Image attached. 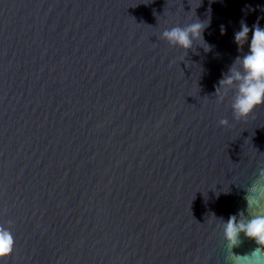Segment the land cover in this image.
<instances>
[{
  "label": "water",
  "instance_id": "water-1",
  "mask_svg": "<svg viewBox=\"0 0 264 264\" xmlns=\"http://www.w3.org/2000/svg\"><path fill=\"white\" fill-rule=\"evenodd\" d=\"M197 18L210 50L160 39ZM241 21L264 0H0V264H228L264 167V104L215 94Z\"/></svg>",
  "mask_w": 264,
  "mask_h": 264
},
{
  "label": "clouds",
  "instance_id": "clouds-1",
  "mask_svg": "<svg viewBox=\"0 0 264 264\" xmlns=\"http://www.w3.org/2000/svg\"><path fill=\"white\" fill-rule=\"evenodd\" d=\"M209 22L205 23L197 18L182 26L165 27L160 31L159 37L169 45L182 49L185 55L187 50L193 49L194 44L207 45V50L202 47L208 51L211 46L204 40L203 31ZM220 29L223 33L224 26L221 25ZM233 40L238 52L243 50L246 43L247 51L237 55L227 72L222 73L215 87V94L220 101L231 90L232 115L240 119L264 104V27L254 23L250 28L246 22L241 21L239 30L233 34ZM218 124L227 126L229 121L221 118ZM244 200L247 215L241 210L223 221V234L231 250L228 264H264V167L258 169L255 179L246 188ZM241 233L257 246L250 252L236 254L232 250L239 246ZM12 244L13 238L9 230L0 226V256L8 253Z\"/></svg>",
  "mask_w": 264,
  "mask_h": 264
}]
</instances>
